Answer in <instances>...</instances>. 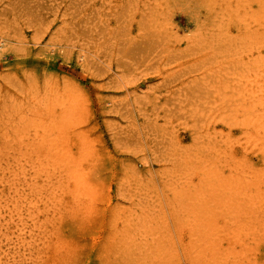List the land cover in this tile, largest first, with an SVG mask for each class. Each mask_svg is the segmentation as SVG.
Segmentation results:
<instances>
[{
    "label": "rangeland",
    "instance_id": "1",
    "mask_svg": "<svg viewBox=\"0 0 264 264\" xmlns=\"http://www.w3.org/2000/svg\"><path fill=\"white\" fill-rule=\"evenodd\" d=\"M0 264H264V0H0Z\"/></svg>",
    "mask_w": 264,
    "mask_h": 264
},
{
    "label": "bare ground",
    "instance_id": "2",
    "mask_svg": "<svg viewBox=\"0 0 264 264\" xmlns=\"http://www.w3.org/2000/svg\"><path fill=\"white\" fill-rule=\"evenodd\" d=\"M3 45H4V41L0 39V49L3 47Z\"/></svg>",
    "mask_w": 264,
    "mask_h": 264
}]
</instances>
